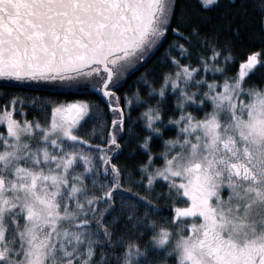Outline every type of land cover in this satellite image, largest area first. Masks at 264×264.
Segmentation results:
<instances>
[{"label":"snow or ice","instance_id":"1","mask_svg":"<svg viewBox=\"0 0 264 264\" xmlns=\"http://www.w3.org/2000/svg\"><path fill=\"white\" fill-rule=\"evenodd\" d=\"M257 70L264 0H0V264H264ZM126 131L135 165L113 162Z\"/></svg>","mask_w":264,"mask_h":264},{"label":"trees","instance_id":"2","mask_svg":"<svg viewBox=\"0 0 264 264\" xmlns=\"http://www.w3.org/2000/svg\"><path fill=\"white\" fill-rule=\"evenodd\" d=\"M255 0H249V3H254ZM187 3L190 5V7L193 10L197 9V0H187ZM254 16L257 15L256 13H252ZM258 18V17H257ZM169 39H171V37H169ZM168 44V40H165L162 44V46L159 48V50H157L153 56L151 57V59L149 60L148 64L145 65L144 67H148V66H152L154 64V62L156 61L157 57H160L163 53L164 48L167 46ZM249 44L248 41L245 40L244 44H238L236 46V50H235V56L236 59L239 60L240 58L243 57L244 53L247 51ZM183 62V61H182ZM193 63H195V54H193ZM237 67L236 64L232 65V70L228 73V75H231L232 72L235 71V68ZM158 71L160 70H169L167 69V67L165 66L163 69H161L159 66H157ZM144 68L141 67L139 71H143ZM139 75V72L133 73L129 76H127L124 80L123 83V87L120 89V92L123 93L125 91L127 92H131L132 90H134L136 87H138V85L134 84L133 81L135 80L136 76ZM211 76V74H209ZM264 75V72H262L261 70H257V72L249 77V82L250 83H254V84H264V80H261L260 77ZM217 79H219V77H215ZM4 82L0 81V84H3ZM15 83V82H13ZM12 91H22L24 93H28V94H32V95H38V96H47V97H52V98H56L59 97L60 99H76V98H81V99H91L93 101H96L99 99L98 94L93 93L91 91H88L87 93L84 92V90H77V89H58V88H45V87H40V88H35V87H24L22 89H15L13 88ZM0 103H3L2 101H0ZM207 110V109H205ZM139 111H141L140 107H136L132 112V124H133V128L136 132H140L143 125L137 120V116ZM198 115L200 113H197ZM36 115L37 118L38 114L34 111H32L31 109L27 110V117L29 119H32V117ZM102 120L105 121H109L110 122V116L105 114L103 116H101ZM0 131H4L3 127H0ZM175 135V131L174 129H171L169 131H167L165 133V138H167L168 136H174ZM121 142V148L118 150V152L115 154V159L113 160V162L124 165V164H128V165H135L138 161L142 160V155L140 153L139 150L134 151V145H135V140L131 139L129 134L127 133V131L125 132L124 138H122ZM93 143H96V141H93ZM158 143V142H156ZM161 148L159 147H155L153 148V151H160ZM158 164L162 163L161 160H157L156 161ZM136 189H134L135 191ZM142 191V190H141ZM165 191V188L163 185L157 183L155 186V191L148 193V195H150L151 197H157V195L161 192ZM155 203L159 208V212L153 216L152 218L155 219L157 221V223H162L164 222V218L170 216L171 213V209H170V201H167L164 196H159V199H155ZM141 211H143V209H141ZM148 236H144L141 240V243H143L144 240H147ZM150 255H154V254H150ZM169 264H172L171 260L169 261Z\"/></svg>","mask_w":264,"mask_h":264},{"label":"rangeland","instance_id":"3","mask_svg":"<svg viewBox=\"0 0 264 264\" xmlns=\"http://www.w3.org/2000/svg\"><path fill=\"white\" fill-rule=\"evenodd\" d=\"M49 88H53V87H49ZM224 195H226V192L225 193H223Z\"/></svg>","mask_w":264,"mask_h":264},{"label":"water","instance_id":"4","mask_svg":"<svg viewBox=\"0 0 264 264\" xmlns=\"http://www.w3.org/2000/svg\"><path fill=\"white\" fill-rule=\"evenodd\" d=\"M3 82V81H2Z\"/></svg>","mask_w":264,"mask_h":264}]
</instances>
